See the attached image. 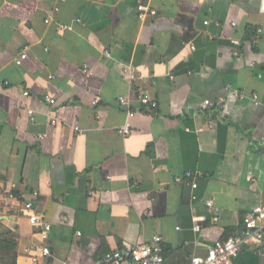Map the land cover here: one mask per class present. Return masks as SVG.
<instances>
[{
  "label": "crops",
  "instance_id": "crops-1",
  "mask_svg": "<svg viewBox=\"0 0 264 264\" xmlns=\"http://www.w3.org/2000/svg\"><path fill=\"white\" fill-rule=\"evenodd\" d=\"M260 2L0 0V201H31L52 228L44 241L28 213L0 208V264H33L43 246L39 264H102L154 236L165 264H191L243 234L246 214L264 207ZM187 172L196 190L175 182ZM205 200L221 207L218 224ZM231 264H264V249L247 243Z\"/></svg>",
  "mask_w": 264,
  "mask_h": 264
},
{
  "label": "built area",
  "instance_id": "built-area-1",
  "mask_svg": "<svg viewBox=\"0 0 264 264\" xmlns=\"http://www.w3.org/2000/svg\"><path fill=\"white\" fill-rule=\"evenodd\" d=\"M140 13V18L144 17L147 9L143 6L138 7ZM260 11L264 12V0L260 2ZM49 24L50 20H46ZM58 28L61 31L70 30L71 27L68 25H59ZM195 50V47H191ZM104 55L109 57L110 52L108 50L104 51ZM27 54L21 55V59H26ZM89 73L88 70H85ZM124 75L129 82H137V76L132 71V68L127 65L124 67ZM53 78V77H50ZM29 93H25L24 97H28ZM256 104H258V96H254ZM44 102L50 106H56V99L51 95H46L44 97ZM139 102L144 108H151L153 110L158 108V104L154 101L148 94H141L139 97ZM119 104L122 107L128 106V100L124 97L119 99ZM203 109L212 107L213 104L210 101H204ZM31 116V120H35V113L33 111L28 112ZM136 113L134 111L127 112V121L123 127H121L120 134L124 137H128L131 132V120L135 117ZM48 116L51 120V125L53 127L58 126L61 123L60 118L55 112L49 111ZM77 132L81 131L79 126L75 127ZM194 174L191 172L185 173L183 177H177L175 182L177 184H182L185 181L191 182V188L196 190L198 184L193 180ZM194 201L197 200L195 195L192 196ZM204 205L211 215V220L214 224H218L221 221V207L217 206L213 200H205ZM0 208L7 209L8 211H14L16 213H28L30 223L40 230L41 236L44 241H47L49 234L51 232V225L47 223L41 215L35 212L34 204L31 201H24L20 199L15 193L10 192L4 194L0 201ZM0 220H1V210H0ZM244 232L238 237H234L228 240H220L214 243L208 248L207 256L205 258H195L192 260L191 264H231L233 259H235L242 250V247L247 243H255L264 249V207L258 206L251 209L243 220ZM194 232L203 235V228L199 225L198 221H195ZM77 235L80 236L78 233ZM163 243L164 238L162 236H154L150 241L136 244L132 247H127L124 249L112 250L104 255L102 259V264H165L163 257ZM40 255H34L32 257L33 264H39L40 259H47L50 257L51 252L48 246H43L39 249Z\"/></svg>",
  "mask_w": 264,
  "mask_h": 264
}]
</instances>
